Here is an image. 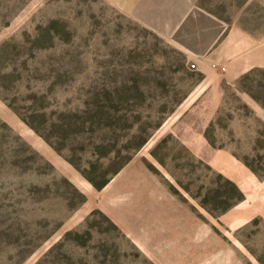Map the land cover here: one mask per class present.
<instances>
[{
  "label": "rangeland",
  "instance_id": "rangeland-1",
  "mask_svg": "<svg viewBox=\"0 0 264 264\" xmlns=\"http://www.w3.org/2000/svg\"><path fill=\"white\" fill-rule=\"evenodd\" d=\"M135 1L0 0V264H264V0Z\"/></svg>",
  "mask_w": 264,
  "mask_h": 264
},
{
  "label": "crops",
  "instance_id": "crops-1",
  "mask_svg": "<svg viewBox=\"0 0 264 264\" xmlns=\"http://www.w3.org/2000/svg\"><path fill=\"white\" fill-rule=\"evenodd\" d=\"M135 12L139 14H164L170 15L168 23L171 17L180 21L183 15L188 14L197 0H136ZM246 36L245 41H236L237 37L230 35V37L221 46V52L218 57V48L216 49L215 58H207L211 62L212 66L216 63L219 66L224 63H218L219 61L230 60L232 64L234 74H242L244 71L258 65H264V42L251 40L250 35ZM206 59V60H207ZM207 62V61H206ZM196 67L201 66L200 63H195ZM198 64V65H197ZM216 69V67H214ZM218 69V68H217ZM220 70V69H219ZM221 71V70H220Z\"/></svg>",
  "mask_w": 264,
  "mask_h": 264
},
{
  "label": "trees",
  "instance_id": "trees-1",
  "mask_svg": "<svg viewBox=\"0 0 264 264\" xmlns=\"http://www.w3.org/2000/svg\"><path fill=\"white\" fill-rule=\"evenodd\" d=\"M147 142V138L145 140H143L138 146L137 148H140L141 146H143V144H145ZM136 149V148H135ZM119 157V156H118ZM119 159H121L119 157ZM130 159V158H129ZM127 159V161L129 160ZM73 161V160H70ZM121 159V162H119V165L117 166V168L115 169L114 172H117L120 168H122L124 166V164L127 162ZM74 162V161H73ZM121 163V164H120ZM80 169V168H79ZM80 171L82 172V174L98 189L103 188L109 181L110 178H107L103 181H99L98 179V175H93V173H91V171H87V170H83L80 169Z\"/></svg>",
  "mask_w": 264,
  "mask_h": 264
},
{
  "label": "built area",
  "instance_id": "built-area-1",
  "mask_svg": "<svg viewBox=\"0 0 264 264\" xmlns=\"http://www.w3.org/2000/svg\"><path fill=\"white\" fill-rule=\"evenodd\" d=\"M191 66H192L193 68H196V64H192ZM213 67H216V68H218V69H220V70H222V71H225V70H226L225 67L219 66V65H217L216 63L213 64Z\"/></svg>",
  "mask_w": 264,
  "mask_h": 264
}]
</instances>
